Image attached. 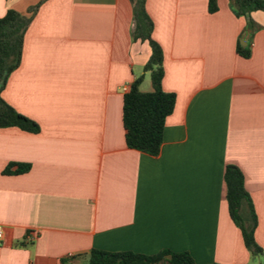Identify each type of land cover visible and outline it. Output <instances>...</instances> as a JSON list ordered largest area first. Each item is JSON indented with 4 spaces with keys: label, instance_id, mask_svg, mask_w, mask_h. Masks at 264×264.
<instances>
[{
    "label": "crops",
    "instance_id": "0c3cea01",
    "mask_svg": "<svg viewBox=\"0 0 264 264\" xmlns=\"http://www.w3.org/2000/svg\"><path fill=\"white\" fill-rule=\"evenodd\" d=\"M40 2L0 0V18ZM146 10L163 90L176 95L158 156L125 141L122 88L144 75L140 90L152 91L132 1L48 0L34 15L2 96L40 132L0 129V264H88L92 250L249 264L226 201L228 165L244 174L264 250V12L248 30L230 0L213 14L209 0H146ZM10 164L31 168L6 174Z\"/></svg>",
    "mask_w": 264,
    "mask_h": 264
},
{
    "label": "trees",
    "instance_id": "16d2710c",
    "mask_svg": "<svg viewBox=\"0 0 264 264\" xmlns=\"http://www.w3.org/2000/svg\"><path fill=\"white\" fill-rule=\"evenodd\" d=\"M48 0H41L40 5ZM134 12L133 39L148 42L151 57L146 64L145 73H149L152 91L142 92L140 86L144 75L139 77L124 96L123 124L125 141L128 148L139 152L158 156L163 144V134L167 118L173 113L176 105V95L163 90L165 76L163 67V50L153 39L154 24L146 10V0H131ZM231 8L237 17H246L253 12H264V0H230ZM40 5L32 8L30 16L9 10L0 18V129L19 128L22 131L38 134L39 125L28 117L17 112L3 98V92L10 76L16 71L22 61L25 34ZM218 11V0H209V12ZM257 29L249 19L248 30ZM238 53L249 58L251 52L247 47L238 45ZM27 173L31 166L10 164L6 174ZM226 201L234 224L240 229L245 246L251 256H260L264 261V250L257 243L255 232L257 215L251 197L245 187L243 172L235 165H228L225 171ZM88 264H196L193 257L187 253H176L163 250L156 255L147 256L133 252H106L92 250L88 255ZM264 264V263H263Z\"/></svg>",
    "mask_w": 264,
    "mask_h": 264
},
{
    "label": "built area",
    "instance_id": "2783aa9c",
    "mask_svg": "<svg viewBox=\"0 0 264 264\" xmlns=\"http://www.w3.org/2000/svg\"><path fill=\"white\" fill-rule=\"evenodd\" d=\"M129 91H130V87H129V86H125V87L122 88V92H123L124 94L128 93ZM28 240H29V241L33 240V237H32V236H29V237H28ZM2 241H3V229L0 228V243H1Z\"/></svg>",
    "mask_w": 264,
    "mask_h": 264
},
{
    "label": "rangeland",
    "instance_id": "374dc122",
    "mask_svg": "<svg viewBox=\"0 0 264 264\" xmlns=\"http://www.w3.org/2000/svg\"><path fill=\"white\" fill-rule=\"evenodd\" d=\"M263 258L260 256H251V261L249 264H263Z\"/></svg>",
    "mask_w": 264,
    "mask_h": 264
}]
</instances>
